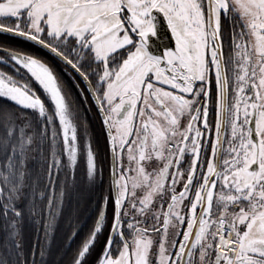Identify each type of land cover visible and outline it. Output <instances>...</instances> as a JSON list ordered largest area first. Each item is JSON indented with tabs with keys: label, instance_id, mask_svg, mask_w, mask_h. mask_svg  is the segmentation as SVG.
<instances>
[{
	"label": "snow or ice",
	"instance_id": "1",
	"mask_svg": "<svg viewBox=\"0 0 264 264\" xmlns=\"http://www.w3.org/2000/svg\"><path fill=\"white\" fill-rule=\"evenodd\" d=\"M0 264H264V0H0Z\"/></svg>",
	"mask_w": 264,
	"mask_h": 264
}]
</instances>
